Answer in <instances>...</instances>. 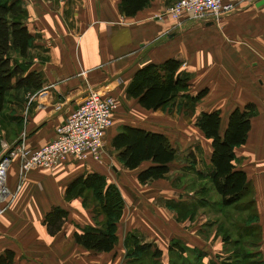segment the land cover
Segmentation results:
<instances>
[{
	"label": "crops",
	"instance_id": "0c3cea01",
	"mask_svg": "<svg viewBox=\"0 0 264 264\" xmlns=\"http://www.w3.org/2000/svg\"><path fill=\"white\" fill-rule=\"evenodd\" d=\"M175 1L150 0L135 15L125 16L120 0H20L21 21L33 40L19 62L25 73H40L42 85L6 92L0 112V154L5 145L21 137L30 148L50 142L91 90L113 96L117 107L100 161L69 156L52 169L34 167L23 175L17 161L10 165L7 182L15 195L0 215V255L12 252L13 264L231 263L232 245L218 232L215 211L208 205L195 208L201 197L199 183L208 180L212 171L211 141L200 128L198 140L205 138L207 151L203 155L195 144L188 152L193 160V167L187 164L192 171L188 179L183 177L186 163L176 158L165 177L141 183L137 174L149 162L125 168L112 147V137L123 125L161 132L175 149L180 144L172 142L165 130L148 124V112L159 109L147 110L126 97L139 68L171 57L181 62L179 72L188 75L190 91L206 89L196 101L198 112L220 110V133L232 109L249 102L256 106L247 139L235 148V164L251 182L261 229L256 249L264 261V1L231 0L237 9L219 21L185 15L171 19L164 10ZM121 99L134 101L144 113L133 120L123 116L118 111ZM89 172L104 175L124 200L117 241L107 252L87 249L73 239L75 230L102 219L83 205L81 196L64 199L67 184ZM208 186L210 199H219ZM54 206L66 210L67 217L61 229L51 234L43 220ZM191 207L196 209L193 215ZM144 243L151 246L148 252L131 255L135 244ZM154 249L160 250L158 257H151Z\"/></svg>",
	"mask_w": 264,
	"mask_h": 264
},
{
	"label": "trees",
	"instance_id": "16d2710c",
	"mask_svg": "<svg viewBox=\"0 0 264 264\" xmlns=\"http://www.w3.org/2000/svg\"><path fill=\"white\" fill-rule=\"evenodd\" d=\"M150 0H120V10L125 16H133ZM23 7L20 0H0V112L5 94L13 87L42 85L40 73H25L19 58H25L32 44L33 36L22 23ZM181 62L174 57L160 63H147L132 76L126 89V97L136 99L147 110L165 107L175 95L189 87L187 74H180ZM206 93L200 90L192 100H199ZM257 114L253 103L243 108L235 107L228 115L226 127L219 132L220 110L201 111L197 126L205 138L210 139V164L212 171L208 180L199 187V204L213 208L217 215V230L223 240L232 245L229 264H264L256 249L261 241V229L257 224V213L252 186L245 171L236 167L235 148L244 144L251 128V118ZM112 147L117 151L119 161L125 168L135 169L142 162H149L141 169L137 178L146 183L163 178L169 172V163L177 158L175 147L168 137L156 131L141 127L123 125L112 137ZM200 176L199 173H197ZM205 178V175H201ZM208 184L218 194L216 201L210 199ZM77 196L83 198V205L90 207L102 219L95 225H87L73 232L78 244L96 252H107L117 241V222L124 208V200L118 187L109 183L98 172L80 174L66 186L64 199ZM193 207V206H192ZM190 208L193 215L196 209ZM67 211L54 206L43 220L49 233L55 234L64 224ZM150 244H135L131 255L139 256L150 249ZM160 250L154 249L151 257H158ZM13 254L6 251L0 255V264H13Z\"/></svg>",
	"mask_w": 264,
	"mask_h": 264
},
{
	"label": "built area",
	"instance_id": "2783aa9c",
	"mask_svg": "<svg viewBox=\"0 0 264 264\" xmlns=\"http://www.w3.org/2000/svg\"><path fill=\"white\" fill-rule=\"evenodd\" d=\"M236 9L235 2L231 0H176L164 10V14L174 20L185 15L193 20L219 21ZM116 107L113 96L91 90L66 117L50 142L30 148L21 137L14 144L5 145L0 154V215L15 195L7 182L8 169L14 161L18 162L21 175L34 167L52 169L69 156L78 160L100 161L104 138L112 125Z\"/></svg>",
	"mask_w": 264,
	"mask_h": 264
},
{
	"label": "rangeland",
	"instance_id": "374dc122",
	"mask_svg": "<svg viewBox=\"0 0 264 264\" xmlns=\"http://www.w3.org/2000/svg\"><path fill=\"white\" fill-rule=\"evenodd\" d=\"M190 89L191 88L188 87L186 90L178 92L172 101L165 107H162L156 112H148L147 116V122L149 125H153L152 127L157 129L165 130L172 142L179 140L180 144L176 145V151L178 152L176 160L180 164L186 163V165H184L186 172L183 177L187 179L190 178L192 173V171L187 170L190 168L187 164L192 163L190 162L192 158L188 152H193V145L195 144L199 145L198 147L202 150L203 155L207 151L206 141L204 140L205 138L203 137L202 142H199L198 140L199 127L197 126V119L199 112L196 108V100H192V96L195 94L193 91H190ZM118 111L121 112L123 116L132 120L133 118L137 119V117L141 116V113H144L138 104L126 99L119 100ZM149 114H151V117ZM191 146H193V148H190ZM203 162H205L204 159ZM191 167H193L192 164ZM187 182H189V180H187ZM202 184L203 182L199 183V185ZM206 211L211 216L213 215L211 210Z\"/></svg>",
	"mask_w": 264,
	"mask_h": 264
},
{
	"label": "water",
	"instance_id": "95a60500",
	"mask_svg": "<svg viewBox=\"0 0 264 264\" xmlns=\"http://www.w3.org/2000/svg\"><path fill=\"white\" fill-rule=\"evenodd\" d=\"M264 0H261V2L260 3H262Z\"/></svg>",
	"mask_w": 264,
	"mask_h": 264
}]
</instances>
